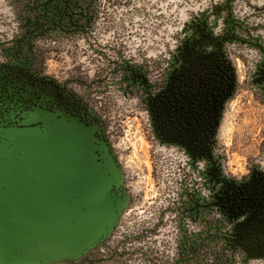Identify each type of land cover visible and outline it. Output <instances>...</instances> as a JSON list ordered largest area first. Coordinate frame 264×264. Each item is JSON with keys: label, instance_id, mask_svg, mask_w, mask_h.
Listing matches in <instances>:
<instances>
[{"label": "flooded vegetation", "instance_id": "flooded-vegetation-1", "mask_svg": "<svg viewBox=\"0 0 264 264\" xmlns=\"http://www.w3.org/2000/svg\"><path fill=\"white\" fill-rule=\"evenodd\" d=\"M9 1L19 32L0 45V140L8 130L42 129L47 118L67 117L87 127L98 160L118 170L121 181L111 191L125 201L98 247L117 237L140 252L145 244L169 242L165 227L174 243L193 224L199 230L203 214H211L223 221L225 244L241 261L264 260V162L253 160L244 173H235L228 162L233 141L227 147L223 137L231 114L264 111V0H215L188 14L161 44L153 42L154 19L138 15L145 0H105L113 8L106 11L118 13L114 31L112 17L100 18L101 0L77 3L85 7L82 25L58 15L31 26L21 24V17L34 1ZM45 3L62 2L37 0ZM70 4L66 0L63 7ZM79 36L83 65L72 64L66 76L45 72L36 43ZM118 118L141 121L153 172H166L162 182L171 185L155 223L135 231L124 220L140 195L121 147L124 121Z\"/></svg>", "mask_w": 264, "mask_h": 264}, {"label": "water", "instance_id": "water-1", "mask_svg": "<svg viewBox=\"0 0 264 264\" xmlns=\"http://www.w3.org/2000/svg\"><path fill=\"white\" fill-rule=\"evenodd\" d=\"M87 127L67 117L0 140V264H77L112 233L125 201Z\"/></svg>", "mask_w": 264, "mask_h": 264}, {"label": "rangeland", "instance_id": "rangeland-1", "mask_svg": "<svg viewBox=\"0 0 264 264\" xmlns=\"http://www.w3.org/2000/svg\"><path fill=\"white\" fill-rule=\"evenodd\" d=\"M105 0H101L100 13H104L107 17H112L109 22L113 24L112 29H116L118 22L115 19L118 13H110L106 10L113 9L107 8L103 3ZM146 6L139 5L138 15L150 16L153 21V42L162 43L164 36L167 32L175 33L179 30L182 23L188 18V14L203 9L206 5H210L215 0H145ZM141 3V2H140ZM239 12H243V5L240 8L237 5ZM115 10V9H114ZM103 15L100 18L105 17ZM18 19L16 18V9L13 7L9 0H0V45L6 43L15 33L19 32L17 26ZM108 21V20H105ZM103 21L99 22L97 26L98 31L102 26ZM140 23V22H139ZM83 37L69 39H47L36 43L37 55L39 62L43 65L45 72L51 75L66 76L69 72L72 64L83 65V51L85 49V43ZM77 60V61H76ZM236 111L240 112L238 109ZM250 113V114H248ZM245 116L244 113H233V116L227 117L224 126V138L228 139L227 147L229 143L233 141V148L229 151L228 162L229 166L235 173H244L247 164L253 160L264 162V111L251 109ZM131 116L130 113L125 114ZM135 117V114L132 115ZM237 118V120L235 119ZM124 121L120 123L123 129L121 134L120 143L122 149L127 152V159L129 164V171L134 175L135 183L134 190L140 195L139 204L135 205L132 212L124 220L125 226L132 231L142 226H148L155 223V219L158 218V209L162 207L164 203V193L166 188L171 186L165 184V177L169 175L166 172L162 176H157L156 172H153L154 158L149 142L144 137L140 125L141 121H135L134 119L118 118ZM239 119V121H238ZM237 122L238 124H234ZM141 211V212H140ZM167 218L168 215L162 216ZM164 235L169 236V242L154 243L153 246L156 250L152 252V259H163L167 256L173 259V236L168 235V228L165 227ZM171 233L172 227H171ZM110 242V243H109ZM114 242V238H110L102 247L99 248V252H106L108 245ZM109 243V244H107ZM169 243V244H168ZM160 248V249H159ZM166 253H165V252ZM168 253V254H167ZM133 264H140V261H135ZM249 264H264V260L251 261Z\"/></svg>", "mask_w": 264, "mask_h": 264}, {"label": "trees", "instance_id": "trees-1", "mask_svg": "<svg viewBox=\"0 0 264 264\" xmlns=\"http://www.w3.org/2000/svg\"><path fill=\"white\" fill-rule=\"evenodd\" d=\"M30 1H36V3L32 2L26 7V15L21 17L23 25H35L37 21L45 18L52 21L58 15L68 20L73 18L76 23L82 25L85 7L82 3V5L77 3L84 0H69L71 1L69 7H63L66 0H60L62 3L56 6H50L47 3L40 5L37 4V0ZM51 1L48 0L50 3ZM198 228L199 230H196L193 224L191 230L186 229L185 232H181L173 243V259L169 256L165 260L152 259L154 254L152 248L154 251L156 247L150 243L140 246L141 251L138 252L131 241L121 243L119 238L115 237L114 242H111L113 244L108 245L106 252L100 253L99 248L102 246H97L83 255L78 262L81 261L82 264H133L135 261H140V264H248L241 261L239 256L231 252L225 244V225L220 218L203 214ZM139 253L143 254V257Z\"/></svg>", "mask_w": 264, "mask_h": 264}]
</instances>
